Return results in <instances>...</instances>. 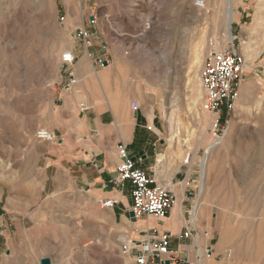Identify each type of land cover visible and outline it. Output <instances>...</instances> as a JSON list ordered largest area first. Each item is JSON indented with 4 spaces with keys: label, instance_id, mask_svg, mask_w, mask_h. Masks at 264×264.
I'll return each mask as SVG.
<instances>
[{
    "label": "rangeland",
    "instance_id": "1",
    "mask_svg": "<svg viewBox=\"0 0 264 264\" xmlns=\"http://www.w3.org/2000/svg\"><path fill=\"white\" fill-rule=\"evenodd\" d=\"M81 1L85 19L97 17L90 27L98 32L92 45L100 48L98 38L106 44L100 56L114 52L133 63L147 103L156 104L159 124L150 126L166 144L157 180L176 183L187 167L195 172L189 197L207 232L202 243L212 248L204 264H264V0H203L204 11L196 0H0V170L6 172L0 264H40L45 257L52 264L128 261L118 245L127 226L72 178L57 175L54 187L56 172L43 156V145L51 143L36 138L40 129L51 131V113L64 92L61 56L75 37L71 28L80 25ZM235 4L231 34L245 57L241 85L252 87L253 100L239 104L238 91L233 110L217 119L203 108L200 71L214 24L222 37L225 13ZM45 46L58 50L55 66L45 59ZM54 72V91L43 94ZM148 110L153 116V107Z\"/></svg>",
    "mask_w": 264,
    "mask_h": 264
},
{
    "label": "crops",
    "instance_id": "2",
    "mask_svg": "<svg viewBox=\"0 0 264 264\" xmlns=\"http://www.w3.org/2000/svg\"><path fill=\"white\" fill-rule=\"evenodd\" d=\"M78 6L80 25L71 28V34L83 28L89 29L95 37L98 32L90 27L91 16L85 19L82 1ZM93 44L86 49L82 41L74 37L68 49L78 58L73 67L78 84L73 91L62 93L51 113L49 128L57 140L43 145V156L45 167L56 172L52 184L58 187L57 175H62L72 178L78 188L92 193L97 200L117 201L112 209L115 221L127 226L125 229L130 236L137 238L150 228L170 232L171 249L179 250L183 255L184 250L191 249V240L177 236L185 230L187 214L195 204L189 197L196 186L195 172L187 167L183 173L177 174L179 178L175 177L178 182L173 180L177 203L164 223L153 218L130 221L133 187L130 182H126L123 188L115 183L121 163L118 147L126 145L136 165L152 174L154 168L159 167L158 159L166 144L162 132L156 133L148 128L151 123L154 127L159 124L155 115L156 104L147 103L142 91L146 85L137 67L121 60L114 52L109 66L96 65L95 57L103 51L97 42ZM150 106L153 107V116H149ZM127 259L130 261L131 258Z\"/></svg>",
    "mask_w": 264,
    "mask_h": 264
},
{
    "label": "built area",
    "instance_id": "3",
    "mask_svg": "<svg viewBox=\"0 0 264 264\" xmlns=\"http://www.w3.org/2000/svg\"><path fill=\"white\" fill-rule=\"evenodd\" d=\"M198 10L204 11L206 4L203 0H196L194 3ZM90 24H97V17L92 16ZM75 37L82 41L86 49L91 48L93 35L86 29H78ZM101 49L106 50V44L101 39ZM208 53L205 58L203 68L200 71V82L203 92V108L217 115L230 113L238 95L241 82L244 78L245 57L236 47L235 39L228 42L226 46L218 45L214 38L207 40ZM91 57V54H88ZM110 56L107 52L103 56L95 59V64L101 67L111 64ZM78 58L70 50L65 51L61 56L62 71L64 78L59 83L63 91L69 93L75 89L78 80L73 67ZM82 108H85L84 106ZM220 114V115H219ZM150 131H155L151 126ZM36 138L44 142H55L56 135L46 129L36 132ZM118 154L121 163L117 169L115 183L119 187H124L126 182H130L132 189L133 204L131 212L134 218L130 221L141 219H156L159 223L169 216L177 203V197L173 191V184H162L157 180L158 167L149 174L145 169L136 165L130 151L126 145L118 147ZM186 163L188 161L186 160ZM102 208L112 210L116 205L115 200H98ZM188 213V220L183 233L178 235L179 239H190L191 249L184 250L181 254L179 250L171 249L172 233L159 230L148 229L137 238L130 236L126 231L118 237L119 254L122 258H131L124 264H204L206 256L211 254L212 248L202 243V237H207L200 226L196 216L197 201Z\"/></svg>",
    "mask_w": 264,
    "mask_h": 264
},
{
    "label": "bare ground",
    "instance_id": "4",
    "mask_svg": "<svg viewBox=\"0 0 264 264\" xmlns=\"http://www.w3.org/2000/svg\"><path fill=\"white\" fill-rule=\"evenodd\" d=\"M236 7V4L233 5V7L229 8V10L225 13L227 15V27H226V30H225V34L222 35V37H220L219 35V29H220V25L218 22H216L214 24V39L216 40V42L218 43V45H223L226 46L228 41H233L235 38H233V35L231 34V25L233 23V20H234V9ZM206 8V7H205ZM205 10V9H204ZM225 15V17H226ZM151 18V17H150ZM255 23H257V19L255 18L254 19ZM56 29V28H55ZM150 27H146L145 30H144V33L146 34L147 33V30H149ZM144 35V34H143ZM47 37V36H46ZM58 53V50H56L55 48H48V46H45L44 47V56H45V59L47 60V62L50 64V65H53L55 66V62H56V55ZM44 58V57H43ZM245 70H246V64H245V68H244V74H245ZM57 74L56 72H54L52 75L49 74L46 78H45V85L47 86L46 88V91L43 92V94H50L52 93V91H54V82L56 81V78H57ZM44 86V87H46ZM44 89V88H43ZM42 89V90H43ZM41 91V90H40ZM240 96H239V99H238V102L239 104H244L245 102L244 101H248V100H253V97H252V87H249V86H244L241 85L240 87ZM41 94V92L39 93ZM44 97V96H43ZM198 101V100H197ZM244 102V103H243ZM163 111L165 113H168L167 111V108H163ZM170 118V113H169V116H167V120H169ZM168 122V121H167ZM212 124H216V117H214L212 119ZM216 126V125H215ZM172 128V126H171ZM155 129V128H153ZM205 129V128H204ZM157 132V131H156ZM158 133V132H157ZM1 152V151H0ZM160 156V155H159ZM158 162H159V166H161L162 162H163V159L160 157L158 159ZM25 172L26 174L30 175L31 173V169H32V166L30 164V161L27 160V163H26V166H25ZM5 170H0V179L1 181L3 180L4 178V175H5ZM160 173V172H159ZM207 174L208 172L205 171L204 172V175L206 178L207 177ZM5 179V178H4ZM14 180V179H13ZM9 187V186H8ZM4 189V188H3ZM203 189V188H202ZM262 190V189H261ZM14 192V191H13ZM12 192V193H13ZM13 198V197H12ZM263 212V211H262ZM199 214V213H198ZM263 214V213H262ZM197 215V214H196ZM261 217V216H260ZM262 218H264V214L262 215ZM79 225V224H78ZM81 225V224H80ZM77 226V225H76ZM75 226V227H76ZM81 228V227H80ZM127 228V227H126ZM82 230V229H81ZM208 261V260H207ZM209 264H213L212 260L209 261Z\"/></svg>",
    "mask_w": 264,
    "mask_h": 264
},
{
    "label": "water",
    "instance_id": "5",
    "mask_svg": "<svg viewBox=\"0 0 264 264\" xmlns=\"http://www.w3.org/2000/svg\"><path fill=\"white\" fill-rule=\"evenodd\" d=\"M130 217L134 218V214L132 212L130 213ZM40 264H52V260L48 257H45L40 260Z\"/></svg>",
    "mask_w": 264,
    "mask_h": 264
}]
</instances>
